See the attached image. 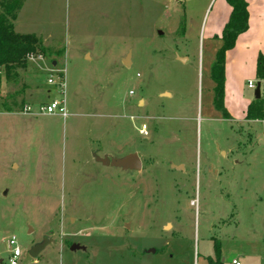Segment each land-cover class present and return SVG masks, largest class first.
<instances>
[{
	"label": "rangeland",
	"instance_id": "rangeland-1",
	"mask_svg": "<svg viewBox=\"0 0 264 264\" xmlns=\"http://www.w3.org/2000/svg\"><path fill=\"white\" fill-rule=\"evenodd\" d=\"M221 2L24 1L15 30L51 50L2 74L0 264L16 245L19 264H210L217 241L222 264H264V123L243 118L257 60L229 67L225 117L211 78ZM57 74L66 117L16 111L59 96ZM131 152L140 170L95 157Z\"/></svg>",
	"mask_w": 264,
	"mask_h": 264
},
{
	"label": "trees",
	"instance_id": "trees-1",
	"mask_svg": "<svg viewBox=\"0 0 264 264\" xmlns=\"http://www.w3.org/2000/svg\"><path fill=\"white\" fill-rule=\"evenodd\" d=\"M25 0H0V87L2 74L13 75L19 68L28 64L29 55H47L50 48L45 46L40 36L35 33H20L15 30L14 21ZM231 9L228 21L224 25L221 39L222 45L217 50L216 58L211 67V78L215 83V106L222 110L225 117L229 113L224 106L225 91V63L226 53L233 48L237 36L248 28V3L246 0H226ZM256 75L258 79H264V54L260 53L256 61ZM22 111L23 103L18 105ZM4 108L13 112V105L6 103ZM263 115V100L255 97L246 108L245 119L251 120ZM216 258L210 259V264H222L220 258V245L216 244Z\"/></svg>",
	"mask_w": 264,
	"mask_h": 264
},
{
	"label": "crops",
	"instance_id": "crops-1",
	"mask_svg": "<svg viewBox=\"0 0 264 264\" xmlns=\"http://www.w3.org/2000/svg\"><path fill=\"white\" fill-rule=\"evenodd\" d=\"M246 1L248 3V28L237 36L234 47L229 49L226 53V63H225L226 91H228L231 86L229 80V72H230L229 67L232 66V64L234 63L233 62L234 59L247 60L244 62L247 65V67L250 69L249 71L251 73V57L252 59L255 60L256 58L257 60V57L260 53L264 54V0H246ZM230 9L231 7L229 3L226 0H222L215 18L216 22L220 21L221 23L220 27H222V25L224 27V25L228 21L230 15ZM252 67H253L252 74L255 75V77L257 78L256 62L252 65ZM249 80H256V79H253L250 76L247 79V83ZM47 101H42V102H47ZM250 101L251 100L243 101V104L245 105V112ZM225 105L226 103L224 101V106ZM225 108L227 109L231 117L232 114L234 113L231 110H229L226 106ZM245 112L243 113L244 119H245ZM260 142H263V140H260Z\"/></svg>",
	"mask_w": 264,
	"mask_h": 264
},
{
	"label": "built area",
	"instance_id": "built-area-1",
	"mask_svg": "<svg viewBox=\"0 0 264 264\" xmlns=\"http://www.w3.org/2000/svg\"><path fill=\"white\" fill-rule=\"evenodd\" d=\"M34 57L36 58H42V54L34 55L31 54L29 55V58L33 59ZM48 82L50 84H55L58 86L59 90V96L55 98H51L48 102H42L38 105V108H33L30 104H25L24 105V111L25 112H32L36 111L37 113L41 114H58L63 117H66L68 115V107H67V99H66V82L64 81L63 77L59 74L56 76H51L48 78ZM260 82V98L263 100V115L259 118L251 119L248 120L249 122H259V123H264V79H256V80H249L248 81V87L253 89L254 92L257 88V84ZM147 133L146 128H143V131ZM264 134V132H263ZM16 243L15 238L13 237L10 241L9 244L10 246L14 245ZM21 256V250L20 248L16 245L13 247L11 251V255L8 258V264H19V257ZM233 264H240L238 259H233L232 260Z\"/></svg>",
	"mask_w": 264,
	"mask_h": 264
},
{
	"label": "water",
	"instance_id": "water-1",
	"mask_svg": "<svg viewBox=\"0 0 264 264\" xmlns=\"http://www.w3.org/2000/svg\"><path fill=\"white\" fill-rule=\"evenodd\" d=\"M129 55V54H128ZM128 55L123 58V61L128 63ZM183 59V58H181ZM254 96L256 99L260 98V82L257 84V88L254 92ZM96 160L101 162L104 165H111L120 167L124 170H140L142 168V158L137 152H131L123 157H111L109 155H105L100 157L98 155L95 156ZM50 242L47 237L40 243L35 244L29 251L32 257H37L39 253L45 248V246ZM71 250L82 249L85 250L86 246L81 245L79 243H72L70 246Z\"/></svg>",
	"mask_w": 264,
	"mask_h": 264
}]
</instances>
